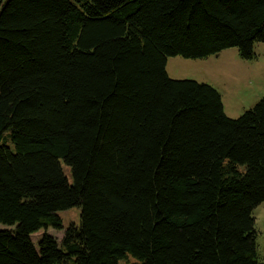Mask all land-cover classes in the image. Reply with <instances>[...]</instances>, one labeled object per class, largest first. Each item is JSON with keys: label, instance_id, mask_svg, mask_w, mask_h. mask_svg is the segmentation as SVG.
Returning <instances> with one entry per match:
<instances>
[{"label": "trees", "instance_id": "16d2710c", "mask_svg": "<svg viewBox=\"0 0 264 264\" xmlns=\"http://www.w3.org/2000/svg\"><path fill=\"white\" fill-rule=\"evenodd\" d=\"M259 42L264 0H0V264H261L264 97L167 72Z\"/></svg>", "mask_w": 264, "mask_h": 264}, {"label": "rangeland", "instance_id": "374dc122", "mask_svg": "<svg viewBox=\"0 0 264 264\" xmlns=\"http://www.w3.org/2000/svg\"><path fill=\"white\" fill-rule=\"evenodd\" d=\"M254 50L256 57L252 60L242 59L237 48L227 49L204 59L177 57L175 61H182V63L176 64L173 69L170 68L169 72L175 77L170 78L196 80L214 86L225 99L226 114L230 118H239L264 97V42L256 43ZM173 59L175 58H172V63ZM62 168L69 182L73 183L71 168L63 161ZM240 169L243 170L244 167ZM58 215L63 221V227L61 229L49 227L46 228L45 233L52 235L60 242L72 224L80 226L81 210L74 207L60 211ZM253 215L258 233L256 243L261 258L260 263L264 264V202L254 209ZM1 228L9 229L0 225ZM41 234L43 232L33 236L36 243ZM133 260L130 256L129 261L133 262ZM120 264H125V261H121Z\"/></svg>", "mask_w": 264, "mask_h": 264}, {"label": "crops", "instance_id": "0c3cea01", "mask_svg": "<svg viewBox=\"0 0 264 264\" xmlns=\"http://www.w3.org/2000/svg\"><path fill=\"white\" fill-rule=\"evenodd\" d=\"M173 58H175V59H173V63H172V58H170L169 60H168V63H167V71H168V74H169V76L170 77H173V78H175L174 76H172L171 75V73L169 72V70H170V68H174V66L176 65V64H181L182 63V61H175V60H177L176 58L177 57H173ZM173 64V65H172ZM172 66V67H171ZM222 97H223V95H222ZM223 102H224V106H225V99H224V97H223ZM225 108H226V106H225Z\"/></svg>", "mask_w": 264, "mask_h": 264}]
</instances>
